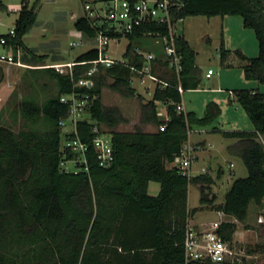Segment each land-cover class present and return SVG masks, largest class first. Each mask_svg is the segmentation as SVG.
<instances>
[{"label":"trees","instance_id":"16d2710c","mask_svg":"<svg viewBox=\"0 0 264 264\" xmlns=\"http://www.w3.org/2000/svg\"><path fill=\"white\" fill-rule=\"evenodd\" d=\"M28 2L22 0L14 24L15 37L0 34L6 39L0 48L8 47L15 55L22 52L23 61L34 64L43 62L44 57L35 55L23 38L36 24L39 0L31 7ZM5 8L0 3V9ZM199 15L242 18L243 26L255 33L258 54L248 57L240 50L234 53L243 62L245 78L264 84V0H180L172 9L171 24ZM74 28L85 38L95 34L84 15L76 19ZM168 34L167 23L148 22L137 27L127 36L125 63L117 62L110 68L99 66L89 88L75 84L91 67L90 61L98 59L96 48L74 60L71 74H61L52 67L41 68L56 81L57 93L41 104L33 98H22L15 115L33 123L44 120L46 131L15 132L3 124L0 111V264H187L184 241L195 212L210 208L245 222L251 204L263 205L264 92L258 89L231 90L247 113L252 130L213 126L207 137L206 133L194 131L192 140L198 149H206L208 143H213V136H220V151L241 159L246 176L229 177V187L218 201L215 187L217 183L223 185L221 167L215 176L210 172L211 166L206 173L190 177L181 174L178 159L188 132L193 127L211 125L221 110L216 102H210L201 117L193 111H177L182 101L178 87L184 93L202 82L196 53L183 34L175 39L180 70L169 67L160 44L162 56L152 60L151 72L165 85L158 82L149 100L135 90L131 67L141 68L145 59L136 53L138 46L134 43L144 37ZM219 54L221 64H225L230 51L224 48L223 41ZM104 88L125 98L140 99L141 115L134 130H117L126 118L118 107L103 104ZM72 92L89 96L90 119L78 123L80 138L90 145L89 174L64 173L59 168V121L68 115V105L60 97ZM159 104L166 107L168 119L159 115ZM94 124L98 132L93 130ZM148 125L156 129L145 130ZM103 126L110 133L114 151L109 167L99 166L91 145L94 137L103 133ZM151 181L160 184L157 195L148 193ZM190 185H195L200 193L199 206L194 209L188 207ZM236 229L235 222H222L216 231L229 239ZM259 249L262 247L255 245L249 252ZM188 264L224 263L197 260Z\"/></svg>","mask_w":264,"mask_h":264},{"label":"rangeland","instance_id":"374dc122","mask_svg":"<svg viewBox=\"0 0 264 264\" xmlns=\"http://www.w3.org/2000/svg\"><path fill=\"white\" fill-rule=\"evenodd\" d=\"M36 0H29L31 7ZM86 0H39L37 4V21L23 40L24 43L33 50L37 56L44 57L43 62L27 63L22 59V66L0 62V111L3 115V124L13 131L20 129L46 131L48 126L45 121L36 123L28 122L15 115L17 103L22 98H33L39 104L57 93L56 81L48 74L40 70L44 67H51L55 64H66L74 61L80 54L91 48L92 43L76 32L74 23L77 18L83 15ZM6 6L0 9V34H8L14 29L18 11L21 8L22 0H0ZM92 4V2H90ZM102 3H97L96 7H101ZM94 6V7H95ZM175 30L179 34H184L189 40L191 47L196 53V63L202 73V82L196 89H190L182 94V108L184 112L193 111L197 116L204 114L206 105L216 102L220 107V114L209 126L193 127L190 135L194 140V131L202 130L205 136L211 134L213 126H218L224 130H252L253 125L240 104L234 96H230L228 89H258L264 92V84L256 80L246 79L242 67L243 62L234 53L240 50L248 57H255L258 54V44L253 30L245 28L240 16H188L176 23ZM81 41L78 46H71L73 42ZM223 41L225 49L230 51V55L225 64L220 62L219 48ZM129 40L122 37L112 40L109 43L108 54L115 59H122L123 52ZM141 51L152 53L155 57H161L160 43L156 37H144L134 43ZM243 48V49H241ZM14 51L8 47L0 48V53ZM18 58V57H17ZM43 64V65H39ZM208 69L213 70L212 78L206 79L205 74ZM154 82L149 77L144 78L141 84L135 79L134 88L145 100L152 98L154 92ZM102 102L106 106L118 107L126 122L121 123L118 131H132L139 123L141 109L140 99L137 96L125 98L109 88L102 91ZM160 115L165 118V111L159 104ZM103 133L110 136L108 129L103 126ZM154 126L145 127L147 131H154ZM200 136V135H198ZM206 149H199L196 152V159L192 161L189 173L198 175L209 171L215 176L216 171L221 167L224 171L222 184L216 185L218 201L222 199L231 180L229 177L237 178L246 176L247 171L241 159L232 157L220 151V143L223 139L215 135L212 137ZM233 167H230V164ZM205 169V172H204ZM158 186V183H154ZM199 190L195 185H190L188 190V207L190 209L199 206ZM264 211L263 205L251 204L245 222H237L232 217L222 216L221 212L210 208L199 209L190 217L189 224L195 228L211 229L212 224L226 220L234 221L237 229L242 233H247L248 241L258 240L256 231L247 232V229L254 228L257 216ZM255 229V228H254ZM259 233V231H257ZM259 236V235H258ZM262 237V236H261ZM244 249V243L240 244Z\"/></svg>","mask_w":264,"mask_h":264},{"label":"built area","instance_id":"2783aa9c","mask_svg":"<svg viewBox=\"0 0 264 264\" xmlns=\"http://www.w3.org/2000/svg\"><path fill=\"white\" fill-rule=\"evenodd\" d=\"M84 5V16L89 20L91 26L95 29V34L86 41L92 43L91 48H96L99 52L98 59L90 61L91 67L85 73V76L78 80L75 84L79 87H92L93 77L99 66L110 68L117 62L125 63L124 56L122 59H115L108 54L109 43L122 37L127 38L137 27L148 22L167 23L169 26V34L164 37L156 36L157 42L162 44L165 60L168 61L169 67L174 68L177 72L180 70V56L175 47V39L179 34L176 30V23L171 24V12L174 6L180 3V0H86ZM92 2V4H90ZM97 3H102L101 7H96ZM95 6V7H94ZM80 35L84 36L82 33ZM15 37L14 29L9 31V38ZM85 37V36H84ZM162 38V39H161ZM6 39L0 38V44H4ZM81 41L73 42L71 46H78ZM126 49V48H125ZM125 52V50H124ZM124 52L122 55H124ZM136 53L142 55L145 59L141 68L131 67L134 76L131 84L134 86L135 79L139 83H144V78L149 77L154 82V90L158 82L163 87L165 82L160 81L152 72V60L155 55L145 53L136 48ZM21 53L16 55L7 52L0 53V62L7 64H15L22 66L20 61ZM18 57V58H17ZM85 63V62H83ZM81 62V64H83ZM76 62H68L66 64L50 65L61 74H71L72 67ZM213 74L212 69H208L206 78H210ZM180 93L183 94L181 86L178 87ZM61 102L68 105L67 117L59 121L61 129L60 152L61 159L59 168L64 173H87L89 174L88 153L90 145L84 142L78 133V123L83 120L90 119L88 111L89 96L72 92L60 97ZM177 111H184L182 104L177 105ZM165 119H168L167 113ZM161 130L164 125H161ZM93 130L99 131L97 124H94ZM191 130L188 132L190 137ZM188 137L183 143L182 151L178 159V167L182 175L193 176L189 173V169L193 160L196 159L198 147L194 146ZM262 141L264 147V141ZM98 164L101 167H109L114 161V151L111 145V136L104 133L98 134L91 142ZM233 164H230L232 167ZM205 172V169H204ZM222 213V212H221ZM222 216H226L222 213ZM222 222H234L222 219L212 224L211 229L201 230L195 228L189 223L187 225L184 249L185 262L188 264L197 260H208L213 263L239 264L243 261L246 264H262L264 258V211L256 218L255 229H247V232L256 231V237L260 239L248 241L247 233H242L238 229L234 231L231 238L226 239L216 230ZM259 231V233H257ZM259 235V236H258ZM262 236V237H261ZM244 243V249L240 244ZM259 245L262 249L249 252L253 246Z\"/></svg>","mask_w":264,"mask_h":264},{"label":"crops","instance_id":"0c3cea01","mask_svg":"<svg viewBox=\"0 0 264 264\" xmlns=\"http://www.w3.org/2000/svg\"><path fill=\"white\" fill-rule=\"evenodd\" d=\"M224 17H226V16H224ZM183 36H184V34H183ZM184 38L186 39V37L184 36ZM187 41H188V43L190 44V42H189V40L188 39H186ZM190 46H191V44H190ZM241 49H243V48H241ZM197 64V63H196ZM198 66V65H197ZM214 74V73H213ZM212 74V75H213ZM205 78H206V74H205ZM210 78H212V76L210 77ZM210 78H206V79H210ZM231 90H233V89H228V92H229V95L230 96H233V94H232V92H231ZM163 106V108H164V111H165V114L167 113V110H166V107L164 106V105H162ZM159 115H160V111H159ZM161 116V115H160ZM162 117V116H161ZM163 118V117H162ZM164 119V118H163ZM218 127V126H217ZM221 129V128H220ZM224 130V129H223ZM197 131H200V130H197ZM206 132V131H205ZM203 130L201 131V134H204L205 133ZM190 138V141L191 142H193L192 140H191V137H189ZM154 183H158V182H154V181H151L150 183H149V185H148V193L150 194V195H157L158 194V192H159V190H160V184L158 183V186L156 185V184H154Z\"/></svg>","mask_w":264,"mask_h":264}]
</instances>
